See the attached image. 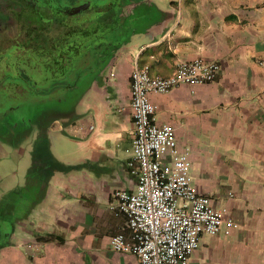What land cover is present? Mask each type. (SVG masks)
<instances>
[{
    "label": "crops",
    "instance_id": "1",
    "mask_svg": "<svg viewBox=\"0 0 264 264\" xmlns=\"http://www.w3.org/2000/svg\"><path fill=\"white\" fill-rule=\"evenodd\" d=\"M106 11L90 22L103 27ZM113 20L94 74L71 96L44 97L20 135L0 138V264H139L109 245L130 238L109 204L135 188L131 73L165 77L179 58L217 62L219 74L150 94L156 121L190 146L197 192L239 224L203 236L189 264H264V0H128Z\"/></svg>",
    "mask_w": 264,
    "mask_h": 264
},
{
    "label": "built area",
    "instance_id": "2",
    "mask_svg": "<svg viewBox=\"0 0 264 264\" xmlns=\"http://www.w3.org/2000/svg\"><path fill=\"white\" fill-rule=\"evenodd\" d=\"M264 71V59L258 61ZM220 71L214 61L179 58L168 76L150 74L135 66L131 73L132 108L130 163L134 191L115 190L109 211L123 215V232L112 236L110 248L134 255L139 264H189L203 236H229L239 224L225 208L200 195L191 177V148L179 146L176 131L156 121L157 107L150 94H167L180 85L197 87L213 83ZM135 164V166L133 165Z\"/></svg>",
    "mask_w": 264,
    "mask_h": 264
},
{
    "label": "flooded vegetation",
    "instance_id": "3",
    "mask_svg": "<svg viewBox=\"0 0 264 264\" xmlns=\"http://www.w3.org/2000/svg\"><path fill=\"white\" fill-rule=\"evenodd\" d=\"M94 1L96 7L87 10V13L94 16L98 14L101 16L104 10L111 8L117 11L118 17L120 9L126 7V3L122 4L120 0L115 1L112 6H107L105 2L100 4L98 0ZM88 2L92 1L88 0ZM57 5L55 0H0V121L18 117L20 113L18 110L23 111L25 107L29 110L35 108L44 97L47 99L50 96H64L74 87L76 88L78 86L76 84L79 83L78 74L77 82L73 85L66 83L67 79H64V83H60L64 84L61 86L62 89H54L59 86L55 80H63V73L68 71L66 67L71 58L69 52L72 59L77 57L93 61L95 53L98 54L100 51L101 45H95L92 52L86 48L93 42L92 39L97 31L94 30L96 23L95 27L91 28L92 33L83 23L77 27H67V36L80 30L81 35H74V37L79 41L89 40L86 45L79 48L75 43L74 45L67 43L65 48L61 38H59L61 43H57L58 40H56V44H52L50 39L43 40L42 33L47 30L46 28L51 29L53 26L55 28L58 23L55 9L66 11L60 7L57 9ZM79 8V4L70 7V14L76 15L71 12ZM43 20L48 24H43ZM101 41L102 39H99V42ZM58 72H61V76L55 77ZM42 79L46 82L43 86L38 83ZM25 118L19 117V121Z\"/></svg>",
    "mask_w": 264,
    "mask_h": 264
},
{
    "label": "rangeland",
    "instance_id": "4",
    "mask_svg": "<svg viewBox=\"0 0 264 264\" xmlns=\"http://www.w3.org/2000/svg\"><path fill=\"white\" fill-rule=\"evenodd\" d=\"M57 2V9L58 7L62 8L63 10H66L65 12H62V11H59V10H56L55 11L57 12V24H56V27L54 28V26L51 28V29H48L46 28L47 30L45 32L42 33L43 36V40H47L49 41V39L52 41L51 43H55L56 44V40L57 43H61L60 42V39L61 38L63 41V46L66 48L68 44H71V45H76V47L79 48V46H83V45H86L89 40H78V38H75L74 35H81V31L80 30H76L75 31V34H71L69 36L66 35V32H67V27H70V26H80L81 23L84 24L85 28L87 30L91 29L92 27H95V23H92L90 22V17L92 16V14H89L87 13V10L89 8H95L96 6H94L95 4V1L94 0H90L92 2H88V0H55ZM107 1V2H105ZM115 1L117 0H98L97 2H99L101 4V2L104 4L107 5L108 3L110 4H113ZM120 3V2H119ZM79 4V9L74 11V12H71L72 14H76V15H71L69 10H70V7L72 8V6H76ZM98 4V3H96ZM99 7V6H98ZM97 7V8H98ZM113 12V13H112ZM125 12V11H124ZM67 13V14H66ZM115 15L116 12L115 10H112L111 11V15ZM99 16L98 15H95V17L97 18ZM47 21L43 20L42 23L43 24H48L46 23ZM64 26V27H63ZM114 29L115 28V25H102L101 26H98L96 27L94 30H97L96 31V34L94 36V38L92 39L93 42L90 43L89 46H87L86 48L89 50V52H92L94 50V46H99L101 45V42H99V39H103L105 37V35L107 36L108 34V31H110V29ZM56 33V34H55ZM97 35V36H96ZM78 37V36H77ZM90 40V41H92ZM65 43V45H64ZM68 43V44H67ZM75 47V48H76ZM104 47L103 46V43H102V46L101 48ZM64 50V49H63ZM71 50H72V47H71ZM71 58L69 59L68 61V65H67V72L63 73L64 77H63V80L61 81V83H64V79H67L66 80V83L68 84H74L75 82H77V74L79 76V83H83L85 82L88 78H90L91 75L94 74V72H91L88 70V68H91L92 67V61L90 60H82V58H77V57H73L72 59V55H71V52L68 53ZM61 76V72H58L57 74H55V77H59ZM41 82H38L40 83L39 85H44L46 84V82H43L44 79L40 80ZM61 86H64V84H59V86L55 87L54 89L56 90L57 88H60L62 89ZM50 87H48L49 89ZM77 92V89L76 91ZM66 96V95H65ZM67 96H71V94H67ZM55 97H59V98H62L63 95L61 96H55ZM69 102V100L67 101ZM34 110H36V108H33L31 110H29L28 108H24V110L22 111V109L18 110V117H11V118H8L9 120H1L0 121V138H3V137H6L9 132L12 133L13 136H16V135H20L21 132L23 130H25L28 125L30 124L29 122V119H26V121H24L23 119L19 121V117H23L27 118V112L31 111V112H34ZM32 118V117H31ZM17 125V126H16ZM1 224V223H0ZM3 231L4 233H8L9 232V229L6 227V226H3Z\"/></svg>",
    "mask_w": 264,
    "mask_h": 264
},
{
    "label": "trees",
    "instance_id": "5",
    "mask_svg": "<svg viewBox=\"0 0 264 264\" xmlns=\"http://www.w3.org/2000/svg\"><path fill=\"white\" fill-rule=\"evenodd\" d=\"M121 2H122V4H125V3H127V1L128 0H120ZM105 2H107V1H105ZM107 6H112V4H110V3H108L107 4ZM122 7V6H121ZM107 8V7H106ZM111 11H112V9L111 8H109L106 12L108 13L107 15L105 14V18H104V20H106L108 23H107V25H114V23L116 22V20H113L112 21V19H116L117 18V11H115L116 12V14L115 15H111ZM105 12V13H106ZM113 13V12H112ZM109 28V27H108ZM110 29V31H108V33L109 32H111L113 29H111V28H109ZM61 79H59V80H55V83L57 84L58 83V85L61 83V81H60ZM54 83V82H53ZM54 83V84H55ZM55 84V85H56ZM9 233V232H8ZM7 232L6 233H4V231L2 230V228H1V230H0V248L1 247H4L5 245H6V242H5V240H6V235L8 234Z\"/></svg>",
    "mask_w": 264,
    "mask_h": 264
}]
</instances>
